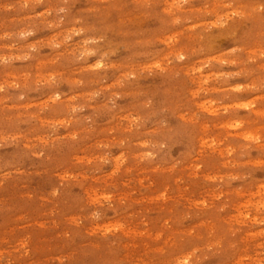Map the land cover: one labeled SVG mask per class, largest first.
<instances>
[{
    "label": "rangeland",
    "instance_id": "rangeland-1",
    "mask_svg": "<svg viewBox=\"0 0 264 264\" xmlns=\"http://www.w3.org/2000/svg\"><path fill=\"white\" fill-rule=\"evenodd\" d=\"M0 264H264V0H0Z\"/></svg>",
    "mask_w": 264,
    "mask_h": 264
}]
</instances>
